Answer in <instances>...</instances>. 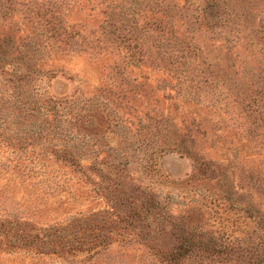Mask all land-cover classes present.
<instances>
[{"label":"rangeland","instance_id":"rangeland-1","mask_svg":"<svg viewBox=\"0 0 264 264\" xmlns=\"http://www.w3.org/2000/svg\"><path fill=\"white\" fill-rule=\"evenodd\" d=\"M60 1L50 13L39 12L41 0H0L1 67L22 63L29 73L0 70V219L25 230V240L0 231V264L154 263L139 241L95 254L91 245L41 247V226L112 212L97 191L71 209L40 199L44 176L25 158L47 155L52 173L64 166L39 137L25 138L31 109L73 128L84 163L127 160L117 181L156 195L154 222L195 212L198 228L226 243L250 247L256 227L264 237V0ZM162 148L154 175L148 164Z\"/></svg>","mask_w":264,"mask_h":264},{"label":"trees","instance_id":"trees-1","mask_svg":"<svg viewBox=\"0 0 264 264\" xmlns=\"http://www.w3.org/2000/svg\"><path fill=\"white\" fill-rule=\"evenodd\" d=\"M34 4L38 7L39 12L46 10L51 13L54 12L55 7H64V2L60 0H41ZM70 35L73 36L72 33ZM3 62V57H0V70L3 75L19 74L21 77L29 74L26 64L25 74H22L21 71L24 70L22 63L10 62L1 67ZM28 114L31 122L25 125V138L39 137V145L45 150L50 148L54 158L64 166L62 171L52 173L47 164V155L25 158V164L30 166L31 170L38 168V173L44 176L40 199H62V204L74 203L76 205L78 200L87 201L92 192L97 191L105 193L102 195L103 199L110 205L112 212L110 216L112 218L103 216L102 212H90L84 215H78L80 212L76 214L70 212L67 214L65 225L57 222L55 225L41 226L42 233L47 231L41 239L42 248L53 246L55 250H64L68 246L81 250L91 245L95 246L93 248L95 254L101 249H110L117 242L126 248L133 241H139L149 251L153 264L156 262L158 264H183L184 261L191 259L202 262L209 261L211 264H264V237L258 236L257 227L254 230L257 237L253 238L256 241L246 248L242 245L236 246L233 242L226 243L219 236L212 233L206 234L204 230H200L201 227L198 228L197 220L193 216L195 212L193 214L189 212L184 218L169 215L154 222L152 214L156 210H160V202L156 195L147 194L145 191L139 194L140 188L135 185L123 189L122 182L117 181V175L124 174L131 165L126 159L125 162L118 164L102 160H95L91 164L84 163L86 157L78 150L73 149L72 142L77 139L76 132L72 127L67 125L66 129L60 128V121L56 124H48L49 119L40 121L38 119L40 116L36 115L33 109ZM62 116L60 115L61 122L62 120L72 122V119L67 115L64 119ZM45 124L48 125L45 126ZM138 149L139 147H134L135 152ZM159 150L161 152L158 157H151L152 162L148 164L150 172L154 175L161 173L158 161L167 153L163 148ZM130 162L132 163V160ZM103 165L111 170L109 175H105L103 172L105 168L100 167ZM91 169L96 171L94 174L98 176L97 179L92 177ZM19 175L27 176L24 173ZM112 175L116 176L112 177ZM0 179L3 178L0 176ZM90 186L92 187L89 188ZM80 187L83 188V192ZM72 206L69 205L70 209ZM196 214L201 215V213ZM17 223L20 221L0 219V231L9 234L17 229L22 235V240H25V230L16 228ZM76 223L80 224V228L77 230H75ZM256 223L259 225L260 222L256 221ZM118 228L123 230V233L118 232L116 237L113 230ZM167 239L172 242L168 244ZM34 240V238H28L30 245L37 247ZM2 242L3 240L0 239V244Z\"/></svg>","mask_w":264,"mask_h":264}]
</instances>
